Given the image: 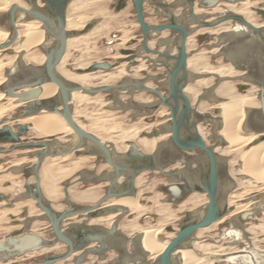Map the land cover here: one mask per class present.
Returning <instances> with one entry per match:
<instances>
[{
	"label": "bare ground",
	"instance_id": "6f19581e",
	"mask_svg": "<svg viewBox=\"0 0 264 264\" xmlns=\"http://www.w3.org/2000/svg\"><path fill=\"white\" fill-rule=\"evenodd\" d=\"M74 1L75 0L69 1L67 10L68 8H70L69 6L77 2ZM159 1L168 3L171 6L164 9L157 8V10L155 11V15L171 17V14L173 13V20L176 23L184 26L189 32L186 44L191 37V33L193 32H197V35L201 34L200 38H205L206 35L204 34L208 32H210V34H214L217 30H219L215 38L216 40L211 44L219 45V47L216 48V53L224 55L229 62L227 66H220L218 68H215V66H212L211 64L201 65V67H203L202 70L197 71L191 69L193 56L188 55L187 67L189 70V83L184 89V92L187 94V96H189L187 92L188 88L191 87L193 81H206L205 78L201 77V74H204L203 77L218 79L219 85L222 83L228 84L230 80L232 82L235 79H240L242 81L243 85H239V89L241 90L245 89V86L248 85L245 92H239L237 95L233 91V88L225 87L223 91L227 90V94L224 93V96L218 95L216 89L217 86H207V90L205 92H202L200 95L204 93V95H207V97L209 98V101L213 103L211 104V108L215 110H213L212 113H208L205 111V105L207 104H204L203 99L199 100V97H196L199 106H196L197 108H195V106L193 105L195 104L194 101L189 97L193 106L192 119L197 122L199 133L202 135L207 146L213 148V150L219 155L217 156V165L220 180L219 188L222 192H227V206L229 209L216 222L197 230L195 235L190 240H188L183 244V246L178 248L172 255L173 264H264V248H260L252 240V236L256 232L257 227H259L260 232L264 234V224L258 223L256 226L253 225L254 227L250 226L251 220L253 219L264 221V191L260 195H257V197L249 199L246 202L234 203L236 197L242 199V195L245 194V191L241 193L242 195H235V192L239 190V184L237 183L238 181L229 168L231 161H228V158H226L227 155H231L230 153L232 151L237 152L240 158L239 161L242 162L239 166L240 173L257 181V183L259 184V188H264V115L261 111V104L259 100L260 90L259 87L254 83L255 81L264 83V37H262L254 30V27L261 29L264 36V8H257L254 4L257 2L264 3V0H242L238 2H229L226 0V6H223L221 8H219L218 6L220 5L219 0H216L217 3L211 7L201 5V3L205 0H195L194 3H190L187 0ZM12 4H19L23 7H29V4L25 0H0V43L6 42L10 37V32L5 24V14ZM38 5L39 7H43V1L39 0ZM236 7H238V9H236ZM192 12L195 14L196 18L199 21L213 23L215 24V26L200 25L193 17ZM258 13L263 16L262 19H259ZM231 14L241 15L253 26L231 19L221 22L223 18ZM164 17L160 22L149 24L157 25L167 21V18ZM77 21V16L71 17L66 15L67 30L75 31L83 29L86 22L78 23ZM16 24L18 29V36L15 43H13L9 48L0 49V86L7 81L9 75L21 71L23 66L19 64L20 58L22 59V64H44L46 57L43 52V48L45 49L49 47L53 41L51 38H46V32L39 20L32 19L23 12L19 13V15L17 16ZM101 27V20L99 19L95 26H93L88 32L70 36L67 39V48L69 47V42L71 40H78L79 38L85 37L90 33H94L95 31L102 29ZM168 32L170 34H168ZM136 37L137 39L142 40L141 37H139L137 34ZM120 39L122 43H125L127 41H131L133 38H131L128 31L125 30L123 31ZM179 43V33H173L168 29L161 31L159 34L152 31L150 32L149 47L151 49H159L163 52L176 54L177 45ZM67 48L62 60L57 66V71L67 81L78 83L80 85L88 87L87 85L94 83L92 82V79L97 74L93 73H96L98 70H89L91 65H93L92 63L87 68L84 67L79 68L75 71L72 70L73 73H69L66 70L63 71V66L61 65L64 62L65 57L67 56ZM37 49H41L42 52H38ZM129 51L130 53L117 54V57H122V60H124V62L126 61L131 65L137 63V67L133 65L136 68L134 70H131L130 68H125V64L123 63L124 65L122 64L120 68H117V70L115 71H111L116 66V64H112L111 62H109L111 65H113V68L111 70L108 71L99 69V71H106L105 73L99 75L102 81L105 84H113L111 83L113 79H116L124 73L129 72L133 74V77L127 78L125 80L135 81L138 84L159 88L161 91H167L170 74L167 71L166 67H164V71L160 70L153 73L149 72L146 76H139V72L146 69L147 67H150L152 69L154 67H163V63H161V61H165L169 63L170 66H172L174 63L173 60H166L159 55L144 52L142 41L140 44H137L136 47L129 49ZM138 57H142L140 58L141 60H139ZM144 59L147 60V65L145 64ZM244 60L247 63V67H243L242 65L244 63ZM249 84H252L253 86L251 87L249 86ZM190 89L189 92L192 93L194 88ZM57 92L58 86L55 83H45L42 85V94L40 97L50 98ZM103 94L105 93L100 92L92 95L82 90H76L71 93L70 97L71 104L73 106L74 119L84 129L86 128L77 120L75 116V108L76 106H78L77 104L83 103L85 100L92 98H97L98 101V97ZM116 95L121 97V101L112 98L108 103L104 105L107 107V109H123L127 111L128 107H126V104L130 102L149 104L153 103L157 99L154 95L152 96L145 91H137L133 87L117 90ZM143 95H147L149 98L143 99L137 97ZM122 101L125 105L121 103ZM19 105L21 104L14 103L13 97H7L5 93L0 90V119L9 117L11 114H7L15 110ZM133 110L135 111V114H130L133 121H135L137 118L143 117L145 113L152 115L154 112L159 113L160 116H163L166 120L157 123L156 128L150 127L148 130H145L143 132H141V129L139 131L138 128L133 126L130 130L119 131V133L122 132L120 134V137H122V140L125 141V144L122 143L124 145L122 146L123 148L118 146L115 142H112V138L110 140H107L106 138L95 134V131L93 133L90 130H86L95 134L105 145L112 147L119 153H124L129 147L128 142L134 141L136 137H138V140L136 139L137 141L135 142L137 143L139 149L147 153L152 152L160 143L169 139L171 135V118L169 117V110L166 106L162 105L158 107V109L151 111H143L139 109ZM202 122H209L213 125V132L210 135L214 144L211 143L207 136L204 134V131L201 127ZM17 123L28 124L29 130H32L36 135H40L43 137L56 136L61 141H69L70 144L76 143L78 139L73 129L65 121L64 117L57 112L42 110L37 114L18 119ZM152 123L153 122H151L150 125H152ZM10 124L13 125V122H10ZM90 126L92 127L93 125L91 124ZM140 126L141 125H139L138 127L142 128ZM143 127L145 128V126ZM117 141H120V139ZM220 142H222V146H215L216 144H220ZM244 147L247 148L245 149ZM19 152L29 153V150H23ZM165 153L167 155L166 158L169 159L167 161L168 167L166 168V171H170L172 169L180 170L182 173L187 175V178L191 182L197 179V175L194 172L187 170L188 168L185 167L183 162L195 166L196 161L206 159L205 153L201 149L193 150L191 152L183 151L176 148L174 145H171L170 148H167V150L165 149ZM71 154L72 153L47 157L43 162V165L47 160L56 162L66 159ZM32 158L33 161H36V157ZM25 159L26 158L23 157L15 160L12 163L10 162L9 167L22 166L26 164ZM43 165L41 167V171L43 170ZM49 172L51 178L55 179L57 177L62 178L67 176L70 173V169H51V171ZM145 172H149L154 175H160V173L157 171L142 172L138 175L135 181V185L137 188V194L135 196H125L122 198H117L116 200H113L114 198H111L105 204H103V206L115 205L122 207L126 210V216L132 213L135 214L138 211H142V209H145L146 207L143 208V205L139 203L140 190L138 186L142 182L141 177ZM19 175V173L16 174L12 172L10 174H7V177L5 176V179L13 178L8 189H10L15 195L23 193L24 191V187H22L23 181L20 183V181L17 179ZM69 176L70 175H68V177ZM165 178L167 181V183H163L165 185H168L170 181L175 180V178L172 177ZM31 179H33V177H31L30 180ZM41 187L43 194L51 203L53 208L57 211L62 210V205L59 204L61 192L55 187V185L50 182L45 183L43 187V181L41 178ZM249 192L252 191L250 190ZM194 196L204 197V203L200 205H193V208L186 211H192L194 216L200 217L201 215H203L204 208L208 202L206 194L193 192L189 194L185 200L177 204H180L181 206L182 204H186L187 202L193 204L194 202H196V199L193 198ZM78 199L79 198L75 199L74 197L73 199L71 198V200L76 203L77 201H79ZM1 203L4 202H0V223L3 220H6L8 215H15L21 213L24 208L27 209V215L23 218L21 217L22 219H19V224H14V228L16 230L27 228L28 226L31 227L32 218H42L43 216V212L36 207L35 200L33 199L21 200L15 203L13 207H8L7 209L2 208ZM168 203L170 204L171 202ZM156 211L160 216V220L163 221L164 224L160 223L153 227H145L140 223L128 226H121L120 222L118 223L119 229L128 236L133 237L134 235H140V247L151 261L157 258L163 252L169 241L176 235V232H168L167 235H164L163 233L165 227L164 225L167 223L169 224V222L174 219V215L171 210H169L168 207L164 206L157 207ZM120 215L121 212H110L98 217L90 218L87 221L91 225H105L104 227H109L111 223ZM83 218V216H73L69 219L80 222ZM135 219H137L136 216ZM48 225L49 223L47 222L46 227H48ZM213 226L217 228L218 226H220L221 229L224 228V232L218 239H213V242L205 243L206 240H204V237L206 236L204 235V233ZM124 227H129L132 231L130 232L129 230H127L129 231L128 233L125 231ZM8 230H10V232L15 231L14 229H10V227L8 228ZM31 232L41 234L40 232ZM224 240H226V242L224 243L227 244V247L224 248H228L229 251L221 252L220 249L221 247H223L222 243ZM58 245L61 244H56L55 246L50 248L48 247L40 250H35L34 253L43 251L44 254H47L49 250L55 248ZM214 246L215 248H218V250H215L213 248ZM238 247L239 249H237ZM77 253L78 252H76L74 255H77ZM90 255L92 254H87L86 258ZM95 256L97 257V255ZM101 258L103 259L105 257ZM115 259L116 257L112 259V264L114 263ZM12 260L13 259H10L7 264H10ZM72 260L73 256L65 261H59L57 262V264H71L70 262H72ZM39 262L40 259H38V264Z\"/></svg>",
	"mask_w": 264,
	"mask_h": 264
},
{
	"label": "water",
	"instance_id": "95a60500",
	"mask_svg": "<svg viewBox=\"0 0 264 264\" xmlns=\"http://www.w3.org/2000/svg\"><path fill=\"white\" fill-rule=\"evenodd\" d=\"M25 1L29 4V7L12 4L7 10L5 24L10 32V37L6 42L0 43V49L9 48L15 43L18 36L16 21L21 12L32 19L39 20L46 32V38H51L53 41L49 47L43 48L46 57L44 64H22L20 58L19 64L23 66H21V71L9 75L7 81L0 86V90L7 97H13L14 103L21 104L15 109V113L0 119V164L6 162V158L2 156L13 151L29 150L26 155L36 157V161L33 163L9 167L8 171L23 175L24 191L12 197L7 193L0 192V202H5L6 207H13L15 203L21 200L33 199L36 207L43 212L42 219L46 220L49 225L46 236L27 231L25 228L8 233L5 239L0 240V264H7L10 259L27 252L50 248L56 244L66 246L65 251L63 253L45 254L40 259L39 264H57V262L65 261L72 256L74 264H81L86 259L87 254L97 255L101 258L105 257L106 252L111 250L117 252L113 264H173L172 255L178 248L190 240L197 230L216 222L229 209L227 206V192H222L219 188L220 180L217 165V156L219 155L213 148L207 146L199 133L197 122L192 119L193 106L191 100L184 92L186 85L189 83V70L187 67L189 54L186 49L188 30L173 20V13L171 17L161 16L167 18V21L160 24L150 25L147 23L144 9L146 1L159 9L170 7V4L159 0H131L132 11L141 30L137 35L142 39L144 52L159 55L174 62L170 66L169 63L161 61L162 66L166 67L170 74L167 93L164 94L159 88L138 84L131 80H124L117 84L85 87L67 81L59 74L57 66L66 52L67 39L72 35L88 32L99 19H93L85 24L81 30L68 31L66 28V15L70 0H42L43 7H39V0ZM187 1L194 3L195 0ZM227 1L238 2L242 0ZM216 3V0H205L201 5L211 7ZM126 6L127 0H117L115 5L118 11ZM192 15L200 25L215 26L213 23L199 21L193 12ZM230 19L253 26L244 17L237 14H231L223 18L221 22ZM167 29L180 35V43L177 45L176 54L149 47L150 32L159 34ZM254 30L264 37L261 29L254 27ZM121 53H130V51L129 49H122ZM112 68L113 65L109 61H103L93 63L89 70H111ZM45 83H55L58 86V92L50 98H41L42 85ZM254 83L260 90L259 100L264 115V83L258 81ZM130 87L135 88L137 91L151 93L157 99L149 104L130 102L126 104L127 109L151 111L163 105L169 110L171 135L169 139L160 143L150 153L139 149L135 141H129L128 149L124 153H119L112 147L105 145L95 134L81 127L73 116L70 97L72 92L82 90L92 95L103 92L111 94L114 99L121 101V97L116 95L117 90ZM204 98L209 99L203 93L200 95L199 100ZM121 103L125 105L123 101ZM42 110L61 114L77 135V142L70 144L69 141H61L56 136L29 139L27 136L29 125L17 123V120L37 114ZM10 122H13V125ZM171 145L183 151L191 152L201 149L205 153V160L195 162L197 168L183 162L185 167L188 168L187 170L197 175L195 181L191 182L187 175L180 170L166 171L169 159L166 158L165 149L167 150ZM220 145H222V142H220ZM69 153L77 156L101 157L111 169L100 174L82 171L77 178L65 181L62 202L66 207L57 211L43 194L41 167L47 157ZM19 156H22V154ZM144 171H157L163 177L175 178L168 185L160 184L157 186V190L164 193L168 202L180 203L193 192L206 194L208 198L204 213L200 217L194 216L192 211L184 212V219L180 222L176 235L169 241L163 252L152 261L140 247V235L130 237L119 229L118 223L121 217L126 215V210L115 205L103 206L109 199L114 197L135 196L137 194L136 178ZM31 177L34 178V181H30ZM97 181H105L108 185L105 193L96 203L84 205L71 200L68 193L70 186L76 183H93ZM26 211L27 209L24 208L20 216L24 217L27 214ZM110 212H121V215L109 227L91 225L87 221L90 218ZM73 216H83L84 218L82 221L76 222L69 219ZM12 223L19 224L20 221L14 220ZM76 252H78L77 255H74Z\"/></svg>",
	"mask_w": 264,
	"mask_h": 264
},
{
	"label": "rangeland",
	"instance_id": "374dc122",
	"mask_svg": "<svg viewBox=\"0 0 264 264\" xmlns=\"http://www.w3.org/2000/svg\"><path fill=\"white\" fill-rule=\"evenodd\" d=\"M77 1V2H76ZM226 0H219L220 5L219 8L226 6L225 5ZM75 4H72L69 6L67 10V15L74 17L77 16L78 23H89L93 19H100L101 20V28L94 33H90L86 35L85 37L79 38L78 40H71L69 42V47L67 48V56L65 57L64 62L61 66H63V71L66 70L69 73H73V71L79 69V68H87L92 63H95L97 61H109L112 64H116V66L111 70L115 71L117 68H120L122 64H125V68H130L131 70H134L137 67V63L131 65L128 64V62L121 61L122 57H117V54H123L121 53L122 49H132L136 47L138 43H140V39L138 40L136 37V34L140 32V26L137 24V20L135 18V15L133 13V5L131 0H127V6L121 10H117L115 5L117 3V0H75ZM129 3V4H128ZM257 8H264L263 2H257L254 3ZM73 8V9H72ZM145 14H146V20L148 23H157L160 22L163 17L155 15V11L157 10V7L150 3L149 1L145 2ZM238 9V7H236ZM253 9V8H252ZM256 10V9H255ZM147 11V12H146ZM259 19H262V15L258 13ZM152 21V22H151ZM129 29V30H128ZM128 31L129 36L132 39L131 41H127L125 43L121 42V35L123 34V31ZM217 30L214 34H210V32L204 34L206 35L205 38H200L201 34L197 35V32L191 33V37L188 40L186 44V49L189 55L193 56V63L191 64V69L201 71L203 67L201 65H207L211 64L212 66H215V68H218L220 66H227L229 64L227 58L222 54L216 53V48L219 47V45H213V43L217 36ZM168 34H170L168 32ZM79 41V42H78ZM38 52H42L41 49H37ZM177 52V51H176ZM138 57L139 60H141ZM145 64L147 65V60L144 59ZM123 64V65H124ZM151 64V62H150ZM128 65V66H127ZM243 67H247V63L244 60V63L242 64ZM73 70V71H72ZM164 71V67H158V68H150L147 67L146 69L139 72V76H146L149 72H157V71ZM109 71V70H108ZM106 71H97V74L92 79V84L87 85L88 87H96L100 85H104L105 83L102 81L99 75L105 73ZM204 74H201L202 78H205L206 81H193L191 87L188 88V95L189 97L194 101L195 108L199 106V103L197 101V98L200 97V94L202 92H205L207 90V86L214 85L217 86V93L220 96H224V93L227 94V90L223 91L225 87L233 88L235 94L237 95L239 92H245L248 85L245 86V89L241 90L239 89V85H243L242 81L240 79H235L234 81L226 83H222L219 85V81L216 78H210V77H203ZM133 77L132 73L126 72L120 77L113 79L111 83L117 84L122 81H124L127 78ZM101 80V81H100ZM110 83V82H109ZM249 86H253L252 84H249ZM190 88H194V90L189 92ZM191 90V89H190ZM151 94V93H148ZM152 95V94H151ZM153 96V95H152ZM198 96V97H197ZM139 98H149L147 95L143 96H137ZM197 97V98H196ZM112 95L105 93L103 95H100L97 98H92L85 100L83 103H78L75 108V116L77 120L83 124V126L90 130L97 135H100L103 138H106L107 140H110L112 142H115L118 146L123 148V144H125V141H123L122 137H120L119 131L121 130H130L131 127H136L141 129V132L148 130L151 128H156L157 123L163 122L166 119L163 116H160L159 113L154 112L152 115H149L148 113L144 114L143 117L137 118L135 121L131 119L130 114H135V111L133 109L126 110H111L107 109L106 106H104L106 103H108L112 99ZM96 101H95V100ZM205 105V111L208 113H212V105L213 104L209 99H203ZM87 102V103H86ZM80 105V106H79ZM197 106V107H196ZM210 111V112H209ZM15 113V110L8 113L13 114ZM214 114V113H213ZM152 125H150V123ZM93 125L92 127L90 125ZM141 125L139 128L138 126ZM100 126V127H99ZM145 126V128L143 127ZM94 127V128H93ZM204 134L207 136V138L210 140L211 143L214 144V142L211 139V135L213 132V125L209 122H202L201 125ZM91 128V129H90ZM105 129V130H104ZM104 130V131H103ZM97 131V132H96ZM99 132V133H98ZM118 134V135H117ZM28 138L31 139H40L45 138L40 135H36L32 130H29ZM118 138V139H117ZM120 141H117L119 140ZM138 137L135 138L134 141H137ZM116 140V141H114ZM122 140V141H121ZM123 143V144H122ZM122 144V145H121ZM215 146H222L220 144H216ZM245 149L247 147H244ZM22 154V156H19ZM231 155H227L226 158H228V161L230 160L231 163L229 165V168L231 169L233 175L235 176L237 183L239 184V190L235 192V195H239L245 191V194H241L243 197L241 198H235L236 200L234 203H243L246 202L249 199H253L257 197V195H260L263 193L264 188H259V184L254 179L244 176L240 173V163H242L237 154V152H231ZM19 155L14 156V154H6L2 157L6 158L7 163L0 164V192L7 193L11 196H15V194L8 189L9 185L11 184V179H5V176L7 177V174L12 173L9 172V164L8 162H14L15 160H18L20 158H26L25 162L27 163H33V158L31 156L26 155L24 152H20ZM9 160V161H8ZM196 166V165H195ZM59 168H69L70 175L68 177H62V178H55L52 179L50 172L51 169H59ZM43 170L41 171V178L43 181V187L45 183L52 182L55 187L61 192V197L59 199V204L62 205V208H65L66 205L62 202L64 199L63 194V184L67 180H71L74 178H77L79 173L81 171H87L88 173H103L108 171L110 166L104 161L101 157H95V156H77L75 154L69 155L66 159L59 160V161H52L47 160L45 164L43 165ZM239 170V171H238ZM3 175V176H2ZM17 177V176H16ZM142 182L138 185L140 190L139 195V203L143 205L142 211H138L135 214L125 215L121 217L120 224L121 226H128L136 223H140L141 225L145 227H153L158 224H164L163 221L160 220V216L156 211L157 207H168L169 210L174 215V219L169 222V224H165L163 233L164 235H167L168 232H176L177 228L179 227L180 222L184 219V212L186 210H190L193 208V205H200L204 203V197L194 196L193 198L196 199V202L191 204L190 202H187L186 204H176V203H168L165 201L166 196L163 195L162 192L157 190V186L163 183H167L166 179L162 175H154L149 172H145L142 174ZM17 179L20 181V183L23 181V175L20 174ZM250 179V180H249ZM241 181V182H240ZM250 182V183H249ZM252 182V183H251ZM246 183V184H245ZM257 184V185H256ZM107 182L105 181H99V182H93L91 184L88 183H76L69 187L68 193L69 196L73 199L79 198L75 201L79 204H94L96 203L102 196V193L105 192L107 188ZM254 185V186H253ZM258 186V187H257ZM23 187V184H22ZM250 187V188H248ZM247 188V189H246ZM246 189V190H245ZM253 189V190H252ZM252 192H249V191ZM247 191V192H246ZM254 191V192H253ZM260 191V192H259ZM239 192V193H238ZM247 193V194H246ZM192 198V197H191ZM192 198V199H193ZM117 198L114 197L113 200H116ZM157 199V200H156ZM228 199V196H227ZM156 200V201H155ZM190 200V199H189ZM3 208H6L4 205ZM138 214V215H137ZM135 216L137 219H135ZM12 218V215H8L6 220H3L0 223V239L10 232L8 228L13 229L12 222H9ZM79 218V217H78ZM46 221L42 218H39L36 220L35 223H32L29 230L34 232H41L43 235L46 236ZM258 223H263V220H251L250 226H256ZM175 224V225H174ZM167 225V226H166ZM105 226V225H104ZM253 226V227H254ZM123 228V227H121ZM125 228V227H124ZM127 228V229H126ZM125 231L129 233L131 232V228L126 227ZM129 230V231H127ZM224 232V228L221 229L220 226L217 227H211L207 230V232L204 233L206 237H204L205 243L213 242L212 240L218 239L220 235ZM48 237V236H47ZM213 237V238H212ZM256 237V238H255ZM262 239V240H261ZM252 240L260 247L264 248V234L260 232V228L257 227L256 232L252 236ZM226 240L223 241V247H221V252L229 251L227 247V244L224 243ZM262 244V245H261ZM130 245V244H129ZM94 246V244H93ZM215 250L218 248L213 247ZM66 249V246L64 245H58L55 248L49 250V253L51 252H57V253H63ZM130 249V247H129ZM231 249V248H230ZM239 249V247L237 248ZM33 252V253H32ZM26 253V255H21V257L15 259V261L10 262V264H38V259H41L44 257V252L41 251L39 253H34V251ZM105 258H100L99 256L90 255L88 256L82 264H112V259L117 257V252L114 250L107 251ZM29 255V256H28ZM210 264V263H208Z\"/></svg>",
	"mask_w": 264,
	"mask_h": 264
},
{
	"label": "flooded vegetation",
	"instance_id": "af4514ba",
	"mask_svg": "<svg viewBox=\"0 0 264 264\" xmlns=\"http://www.w3.org/2000/svg\"><path fill=\"white\" fill-rule=\"evenodd\" d=\"M133 39H134V38H133ZM138 40H139V39H138ZM141 41H142V40H140V43H141ZM140 43H138V44H140ZM162 92H163L164 94L167 93V91H162ZM157 109H158V108H157ZM155 110H156V109H155ZM193 167L196 168V166H193ZM164 178H165V177H164ZM165 179H166V178H165ZM30 181H34V178L31 179ZM23 183H24V178H23ZM88 184H91V183H88ZM105 191H106V190H105ZM104 193H105V192H104ZM104 193H103V194H104ZM11 197H12V196H11ZM1 204H2V205H1L2 208H3L4 205H6L5 202H4V203H1ZM7 208H8V207H6V208H4V209H7ZM9 208H10V207H9ZM26 212L28 213V211H26ZM26 215H27V214H26ZM26 215H25V216H26ZM25 216H24V217H25ZM22 218H23V217H22ZM22 218H21V216H20V213H18V214L12 215V218L10 219L9 222H12V221H14V220H19V219H22ZM38 219H39V217H37V218H32V223H35L36 220H38ZM31 225H32V224H31ZM13 226H14V224L12 223V227H13ZM13 229L16 230L14 227H13ZM25 229H26L27 231H31V230H29V229H30V226H28V227L25 228ZM7 234H8V233H7ZM7 234H6V235H7ZM6 235H4L2 238L5 239V236H6ZM2 238H1V240H3ZM32 253H33V252H32ZM25 255H26V254H25ZM25 255H24V256H25ZM28 256H29V255H28ZM19 257H20V256L13 258L12 261H15V259H17V258H19ZM12 261H11V262H12ZM72 262H73V260H72ZM72 262H70V263H71V264H74V262H73V263H72Z\"/></svg>",
	"mask_w": 264,
	"mask_h": 264
},
{
	"label": "crops",
	"instance_id": "0c3cea01",
	"mask_svg": "<svg viewBox=\"0 0 264 264\" xmlns=\"http://www.w3.org/2000/svg\"><path fill=\"white\" fill-rule=\"evenodd\" d=\"M29 139H31V138H29ZM36 139H37V138H36ZM40 139H41V138H40ZM20 151H21V150H20ZM12 153H13L14 156L16 157V155H19L20 152H19V151H13V152H11L10 154H12ZM8 161H9V160H8ZM5 163H7V162H5ZM8 163H10V162H8ZM103 193H104V192H103ZM103 193H102V195H103ZM102 195H101V196H102ZM40 233H41V232H40ZM41 234H42V233H41Z\"/></svg>",
	"mask_w": 264,
	"mask_h": 264
}]
</instances>
